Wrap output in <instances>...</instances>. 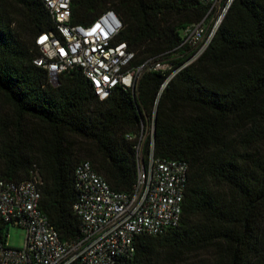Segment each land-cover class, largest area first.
<instances>
[{
    "label": "trees",
    "instance_id": "trees-1",
    "mask_svg": "<svg viewBox=\"0 0 264 264\" xmlns=\"http://www.w3.org/2000/svg\"><path fill=\"white\" fill-rule=\"evenodd\" d=\"M112 10L133 66L192 55L181 32L198 24V0H71L70 23ZM57 33L42 0H0V176L38 175L40 209L63 242L81 236L75 169L88 161L115 192L130 193L140 157L187 164L177 226L135 239L120 264H264V0H233L203 54L169 73L145 72L136 90L101 100L79 69L52 85L34 60L36 39ZM152 126V134L146 135ZM9 224L0 218V242Z\"/></svg>",
    "mask_w": 264,
    "mask_h": 264
},
{
    "label": "built area",
    "instance_id": "built-area-1",
    "mask_svg": "<svg viewBox=\"0 0 264 264\" xmlns=\"http://www.w3.org/2000/svg\"><path fill=\"white\" fill-rule=\"evenodd\" d=\"M71 0H42L57 26V33H42L36 45L42 57L34 64L47 71L52 85L73 69L82 71L101 100L116 87L135 91L147 71L169 73L158 97L179 70L196 61L207 49L233 0H198L206 8L201 22L181 32L179 49L191 53L175 68L173 57L153 58L133 66L134 53L126 43H114L122 23L112 10L103 12L90 25L70 23ZM152 126L146 135L152 134ZM136 183L130 193L113 191L88 161L75 169L78 192L73 206L81 222V236L63 242L40 209L38 175L22 182L0 176V218L24 232L21 248L0 242V264H120L135 253V239L155 237L179 224L187 182V164L155 159L144 164L140 145ZM8 233V231H7Z\"/></svg>",
    "mask_w": 264,
    "mask_h": 264
},
{
    "label": "rangeland",
    "instance_id": "rangeland-1",
    "mask_svg": "<svg viewBox=\"0 0 264 264\" xmlns=\"http://www.w3.org/2000/svg\"><path fill=\"white\" fill-rule=\"evenodd\" d=\"M24 241V232L19 228L9 226L6 243L13 248H21Z\"/></svg>",
    "mask_w": 264,
    "mask_h": 264
}]
</instances>
